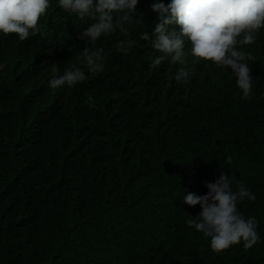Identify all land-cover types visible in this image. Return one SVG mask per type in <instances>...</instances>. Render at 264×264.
<instances>
[{"label": "trees", "instance_id": "1", "mask_svg": "<svg viewBox=\"0 0 264 264\" xmlns=\"http://www.w3.org/2000/svg\"><path fill=\"white\" fill-rule=\"evenodd\" d=\"M62 9L57 0H50L38 25L43 39L36 34L21 41L17 34L0 32V64L6 65L0 69V264H164L157 258L132 257L130 248L143 230L131 224L128 213L112 216L102 197L81 194L68 184L73 176L112 163L126 173L137 168L139 140L118 137L115 126L107 124L108 107L115 109L113 100L122 102L118 120L136 131L164 124L173 131L170 140L157 136L149 147L160 164L170 165V158L187 162L192 185L199 173L210 172L207 167L195 169L199 164L193 151L214 146L224 125L233 138L242 137L245 152L233 160L256 194L246 208L256 218L261 239L247 251L243 242L221 252L206 246L184 264H264V28L254 44L242 48L255 58L247 61L252 69L251 97L243 98L232 82L233 95L220 123L212 122L215 114L206 110L194 125L181 129L144 106L143 74H156L162 67L150 66L151 48L140 39L141 31L131 29L127 36L118 33L109 39L102 35L94 49L106 50L104 69L93 73L78 59L85 47L81 32L86 22ZM127 39L136 44L122 53L119 42ZM185 51L187 61L196 59L190 49ZM195 63L206 78H236L231 69ZM73 65L82 68L85 81L52 89L50 80ZM164 82L165 78L160 85ZM178 139L182 141L175 144ZM164 188L185 189L186 180L169 179ZM80 189L88 191L85 181ZM181 211L187 212L184 207ZM177 229L182 231L181 225ZM149 230L150 226L144 232Z\"/></svg>", "mask_w": 264, "mask_h": 264}, {"label": "clouds", "instance_id": "2", "mask_svg": "<svg viewBox=\"0 0 264 264\" xmlns=\"http://www.w3.org/2000/svg\"><path fill=\"white\" fill-rule=\"evenodd\" d=\"M57 1L61 11L70 16L78 14L86 22L81 32L85 47L78 59L90 72L104 69L107 52L94 49L102 35L109 39L118 33L127 36L131 29L141 31L140 39L151 48L150 66L162 67L156 74H143L144 106L153 115L161 112L169 123L181 129L194 125L206 110L214 112L212 122L220 123L223 107L233 95L232 82L243 98L251 97L252 69L247 61L255 58L242 48L254 44L264 28V0ZM49 7L50 0H0V32L17 34L21 41L36 34L43 39L45 35L38 25ZM135 44L133 39L121 40L118 50L128 53ZM187 49L196 59L187 61ZM195 61L216 70L231 69L237 79L206 78ZM5 66L0 64V69ZM85 79L82 68L73 65L49 83L52 89H59L64 85L73 87ZM112 105L115 109L108 107L107 124L115 126L118 137L137 138L142 146L137 168L126 173L112 163L73 176L68 184L81 194L102 197L112 216L122 212L130 215L131 224L143 230L130 248L134 259L142 256L160 259L164 264H184L206 246L221 252L243 242L247 251L260 241L256 218L246 208V202L255 201L256 194L243 182V173L233 160L245 152L242 137L233 138L224 125L214 146L193 151L199 164L195 169L207 167L210 172L199 173L192 185V168L187 162L170 158L172 165L160 164L149 147L157 136L170 140L173 131L166 130L164 124L156 130L143 126L138 132L122 118L118 120L122 102L113 100ZM187 140L190 142V136ZM178 176L186 180L187 188H164L167 180ZM81 181L87 183V192L80 189ZM181 207L187 212H182ZM178 225L182 231H178ZM148 226L150 230L144 232ZM67 227L73 229L69 224ZM150 233L157 239H152Z\"/></svg>", "mask_w": 264, "mask_h": 264}, {"label": "bare ground", "instance_id": "3", "mask_svg": "<svg viewBox=\"0 0 264 264\" xmlns=\"http://www.w3.org/2000/svg\"><path fill=\"white\" fill-rule=\"evenodd\" d=\"M24 69H25V68H24ZM31 70H32V69H31ZM31 70H30V72H31ZM7 72H8V71H7ZM7 72H6V73H7ZM0 73H1V72H0ZM2 77H3V76H2ZM5 77H6V76H5ZM0 78H1V77H0ZM2 79H3V78H2Z\"/></svg>", "mask_w": 264, "mask_h": 264}]
</instances>
